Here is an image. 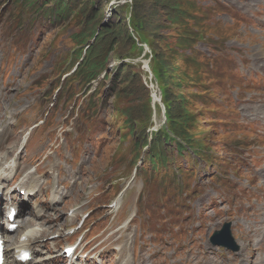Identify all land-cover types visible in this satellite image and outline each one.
<instances>
[{
  "label": "rangeland",
  "instance_id": "obj_1",
  "mask_svg": "<svg viewBox=\"0 0 264 264\" xmlns=\"http://www.w3.org/2000/svg\"><path fill=\"white\" fill-rule=\"evenodd\" d=\"M165 1L79 0L54 22L51 0L38 12L0 0V222L11 202L21 212L12 249L50 228L35 257L65 264L62 248L86 228L89 258L75 264H261L251 242L264 234H247L264 233V0ZM92 11L124 34L102 42L108 60L88 78L75 37ZM179 98L194 120L186 129L166 122L163 100L183 116ZM159 127L201 151H170L158 173L143 140ZM32 169L26 185L40 190L23 200L12 189ZM226 222L237 252L210 242Z\"/></svg>",
  "mask_w": 264,
  "mask_h": 264
},
{
  "label": "trees",
  "instance_id": "obj_2",
  "mask_svg": "<svg viewBox=\"0 0 264 264\" xmlns=\"http://www.w3.org/2000/svg\"><path fill=\"white\" fill-rule=\"evenodd\" d=\"M25 1L26 4L30 7H35V10L38 12L39 8L37 7V3L39 0H22ZM79 0H51L53 3V6L50 10H47L48 17L47 18L49 21H56L58 18H67L70 14L73 12L72 6L74 5L73 2H77ZM108 1L109 0H105ZM164 6L170 5L169 0L165 1ZM175 9V8H174ZM117 16V15H116ZM92 18V20H90ZM100 19V16L98 14H95L94 16V11L90 13V15L87 17V23L88 25L86 26V29L84 30L83 33H80L75 37V39L78 42H81L82 44H87V48L85 52L80 51L79 55V60H78V66L77 69H84V75L87 76L88 78H93L96 76V73L102 69V67L105 65L106 61L108 60L107 52L104 50V44L102 42L107 39H112L116 35L117 36H122L124 34L123 31V25H119L122 23L121 20H118L113 24H102L101 22H96L95 20ZM91 24V27H88ZM92 41V43H90ZM106 54V55H105ZM161 63V73L166 74L169 73L167 72L169 67L167 62H163L162 58L159 59ZM76 69V70H77ZM164 69V71H163ZM156 73V72H155ZM157 78H159L158 74L156 73ZM167 89L165 87L162 88V94H163V99H167ZM180 103V107L183 110L184 109V115L182 116L181 113L178 111H175V115H173V106L168 100H163L165 110H166V115L167 119L166 122L168 123H174L175 125H182L184 128L189 127V123H193L194 120L191 118L192 112H190L187 104L183 103V98L178 99ZM182 103V104H181ZM187 109V112H186ZM132 128V124L130 125ZM180 134H183L184 137L186 138V142L183 141L182 139L180 142L173 138L171 134L168 132H163L161 129L158 130L157 132L152 133V139L148 140L147 136L144 137L143 140V146H148L150 145L152 152L149 154V162L152 167L155 168L158 173H160L161 170V165L166 164V158L168 157L166 155V151L169 150V145H172V149L170 151L175 154L176 156L183 157L185 153L188 151H191L194 154H198V152L201 151V149L197 148L196 145L192 144L191 141L192 139L185 133V132H180ZM157 149V150H156ZM138 161H142V164L145 163V161L142 158H138Z\"/></svg>",
  "mask_w": 264,
  "mask_h": 264
},
{
  "label": "bare ground",
  "instance_id": "obj_3",
  "mask_svg": "<svg viewBox=\"0 0 264 264\" xmlns=\"http://www.w3.org/2000/svg\"><path fill=\"white\" fill-rule=\"evenodd\" d=\"M263 105H264V103H263ZM261 115H262V119H264V113H261ZM0 176H1V174H0ZM53 189H54L53 193L55 195H58L60 190L57 187H54ZM116 204H118L117 201H116ZM17 217H18V215H17ZM249 228H252L249 232H248L247 229L244 231L245 234H247V232H248L247 235H249V236H247V238H248L249 241H250L251 237L254 238L255 236H258V235L259 236H263V234H264L263 233V228H253L252 225H250ZM7 231H8L7 228H5V232H7ZM49 232H50V228H48L47 230H42L40 233H38L35 230H31V231H29L28 235L27 234L24 235V236H27L26 241H23V242H20V243L17 242L18 243L17 247L19 249L26 248V246H27L26 244L28 242L34 243L37 239L42 238L44 235H47ZM251 243H253L255 245L256 250H259V251H263L264 250V240H263V238L258 243H255L254 241H252ZM251 243L250 244L245 243L246 247L250 246ZM260 243H262V244H260ZM249 264H251V263H249ZM261 264H264V256H263Z\"/></svg>",
  "mask_w": 264,
  "mask_h": 264
},
{
  "label": "water",
  "instance_id": "obj_4",
  "mask_svg": "<svg viewBox=\"0 0 264 264\" xmlns=\"http://www.w3.org/2000/svg\"><path fill=\"white\" fill-rule=\"evenodd\" d=\"M211 242L215 246H224L234 251L239 249L231 235V223H225L221 231L215 232Z\"/></svg>",
  "mask_w": 264,
  "mask_h": 264
}]
</instances>
